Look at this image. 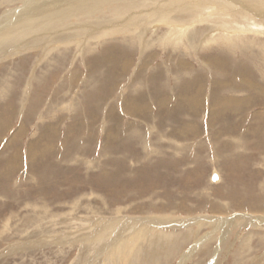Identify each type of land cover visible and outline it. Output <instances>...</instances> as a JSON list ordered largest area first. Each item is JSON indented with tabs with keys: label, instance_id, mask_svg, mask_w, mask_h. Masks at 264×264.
Masks as SVG:
<instances>
[{
	"label": "rangeland",
	"instance_id": "obj_1",
	"mask_svg": "<svg viewBox=\"0 0 264 264\" xmlns=\"http://www.w3.org/2000/svg\"><path fill=\"white\" fill-rule=\"evenodd\" d=\"M126 4L0 0V264H264V0Z\"/></svg>",
	"mask_w": 264,
	"mask_h": 264
},
{
	"label": "bare ground",
	"instance_id": "obj_2",
	"mask_svg": "<svg viewBox=\"0 0 264 264\" xmlns=\"http://www.w3.org/2000/svg\"><path fill=\"white\" fill-rule=\"evenodd\" d=\"M53 1V0H52ZM122 3H127L126 4V6H128V7H134L135 6V3L137 2L138 4H142V2H144V0H137V1H134V0H120ZM144 4V3H143ZM50 5V4H49ZM55 5V4H54ZM53 6V5H52ZM251 6L252 7H254V8H256V4H251ZM54 7V6H53ZM259 8V7H258ZM33 12V11H32ZM208 12V11H207ZM167 13V12H166ZM54 14V13H53ZM68 14V13H67ZM168 14V13H167ZM171 15V14H170ZM64 16V15H63ZM65 16H66V14H65ZM169 16V15H168ZM172 16V15H171ZM175 16V15H174ZM209 16V15H208ZM236 16H238L239 17V15H237L236 14ZM61 17V16H60ZM48 18V19H47ZM46 19V21L45 22H43L42 21V26H50V23L54 20L52 17H47ZM61 18H63V17H61ZM60 18V19H61ZM66 18V17H65ZM64 18V19H65ZM58 19V18H57ZM59 20V19H58ZM62 20V19H61ZM164 20V19H163ZM229 20V19H228ZM60 21V20H59ZM246 24V23H245ZM123 25V24H122ZM125 25V24H124ZM250 25V24H249ZM19 26V25H18ZM23 26V25H22ZM21 27V26H20ZM28 27V26H27ZM37 26L35 25V28H36ZM124 27V26H123ZM143 27V26H142ZM26 28V27H25ZM40 28H42V27H40ZM37 29V28H36ZM129 29V28H128ZM24 30H27V29H24ZM32 30H34V28L32 29ZM52 30V29H51ZM122 30V29H121ZM241 30V29H240ZM118 31V30H117ZM65 32V31H64ZM20 34H21V32H19ZM128 33V32H127ZM14 35V34H13ZM222 35V34H221ZM232 36H234V35H232ZM12 37V36H11ZM16 37V36H15ZM64 37H67V35L66 36H64ZM223 37V36H222ZM226 37H228V35L226 36ZM224 38V37H223ZM230 38V37H229ZM233 38V37H232ZM12 39L14 40V36L12 37ZM226 39V38H225ZM224 39V40H225ZM11 40V39H10ZM222 41V40H221ZM231 43V42H230ZM8 44V43H7ZM133 102V101H132ZM130 104V103H129ZM133 105V104H132ZM136 106V105H135ZM132 107V106H131ZM211 177L212 176H210V180H211ZM152 224V223H151ZM149 225H150V223H149ZM259 225V224H258ZM156 227V226H155ZM256 227V226H255ZM142 228V227H141ZM141 228H138V229H135L133 232H132V234L128 237L131 241H130V245H132L133 244V241H132V239H133V237L135 236V235H138L139 234V232H140V229ZM147 229H149V230H147ZM147 230V231H146ZM156 230V229H155ZM150 233L151 232V228L149 227H144V231H143V234L141 235V237L142 238H146L147 236H148V233ZM147 233V236L145 235ZM115 238V237H114ZM152 238V237H151ZM134 240L136 241L137 239H135L134 238ZM138 240H139V238H138ZM147 240V239H146ZM152 240V239H151ZM154 240V239H153ZM152 240V241H153ZM155 240H157V239H155ZM154 240V241H155ZM90 241H88L87 243H89ZM114 242H116V241H113V243ZM92 243V242H91ZM149 245V244H148ZM155 245V244H154ZM133 246V245H132ZM152 246V245H151ZM158 246V245H157ZM107 249V248H106ZM106 249H104V250H106ZM103 250V251H104ZM144 250V249H143ZM102 251V252H103ZM147 251H148V249H147ZM104 253H105V251H104ZM100 255H101V253H100ZM111 256H113V255H111ZM153 258V257H152ZM111 259H113V257L111 258ZM119 259H120V252L118 251V253H117V258L115 259V261H114V264H117L118 262H119ZM147 260V259H146ZM143 262H144V260H143ZM147 262V261H146ZM91 264H93V263H91ZM126 264V263H125ZM145 264V263H144ZM151 264V263H150Z\"/></svg>",
	"mask_w": 264,
	"mask_h": 264
},
{
	"label": "water",
	"instance_id": "obj_3",
	"mask_svg": "<svg viewBox=\"0 0 264 264\" xmlns=\"http://www.w3.org/2000/svg\"><path fill=\"white\" fill-rule=\"evenodd\" d=\"M217 179H218L217 175L213 174L212 177H211V181L215 182Z\"/></svg>",
	"mask_w": 264,
	"mask_h": 264
}]
</instances>
